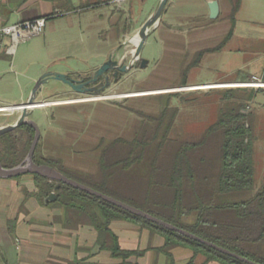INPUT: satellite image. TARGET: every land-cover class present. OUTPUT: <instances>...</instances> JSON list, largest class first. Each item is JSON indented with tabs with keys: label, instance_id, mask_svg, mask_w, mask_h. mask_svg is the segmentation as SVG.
<instances>
[{
	"label": "rangeland",
	"instance_id": "obj_1",
	"mask_svg": "<svg viewBox=\"0 0 264 264\" xmlns=\"http://www.w3.org/2000/svg\"><path fill=\"white\" fill-rule=\"evenodd\" d=\"M160 2L129 0L123 4V12L120 4L113 3L112 15H119L117 31L99 18H59L47 41L43 31L18 44L13 55L2 51L0 107L27 101L36 81L46 72L79 79L92 75L109 58L129 65L139 31ZM208 4L206 0H168L161 19L149 32L141 58L119 81L111 80L110 86L100 93H80L60 80L49 79L43 92L50 98H37L40 103L31 114L41 131L39 155L61 158L68 167L97 173L101 154L97 145L101 140L106 146L118 138L133 139L140 129L154 127L155 123L141 112L153 116L166 107L177 108L171 136L192 137L217 120L226 91L247 89L254 91L253 99L246 102V110L252 114L254 178L256 187H260L264 181V88L228 86L249 81L253 76L264 80V0H244L234 35L225 48L206 54L200 66L190 69L193 50L217 45L232 27L224 13L216 19L210 15L194 19L206 13ZM110 8L91 15L110 14ZM194 33L203 38L201 43L192 44ZM141 59L148 61L145 67L141 66ZM186 68L189 70L185 73ZM206 83L207 87L186 89ZM58 92V96H53ZM11 110H0V126L19 117V111ZM23 139L28 141L25 135Z\"/></svg>",
	"mask_w": 264,
	"mask_h": 264
},
{
	"label": "trees",
	"instance_id": "obj_2",
	"mask_svg": "<svg viewBox=\"0 0 264 264\" xmlns=\"http://www.w3.org/2000/svg\"><path fill=\"white\" fill-rule=\"evenodd\" d=\"M230 1L229 33L220 45L197 53L190 69L206 52L221 49L231 38L241 0ZM253 94L247 89L226 91L217 120L192 137L171 136L177 108L166 107L153 116L141 112L155 123L154 127L140 129L133 139L118 138L106 146L101 140L97 145L101 149L97 173L68 167L61 158L39 155V143L33 159L94 190L264 264V181L256 187L253 121L246 110V102L253 99ZM24 135L28 141L23 139ZM34 135V128L27 124L0 135L2 165L12 168L22 163ZM32 175L38 189L36 196L42 204L63 207L69 217L93 225L100 237L109 235L112 243L107 247L114 256L125 259L140 254L123 250L110 229L113 221L125 220L162 234L165 244L161 250L170 257L171 264L174 260L170 250L177 246L204 254L205 262L247 264L88 192L39 174ZM53 192L57 199L47 203L46 198Z\"/></svg>",
	"mask_w": 264,
	"mask_h": 264
},
{
	"label": "crops",
	"instance_id": "obj_3",
	"mask_svg": "<svg viewBox=\"0 0 264 264\" xmlns=\"http://www.w3.org/2000/svg\"><path fill=\"white\" fill-rule=\"evenodd\" d=\"M128 1L124 0L120 4L122 12L125 11L122 8L123 4ZM210 1L212 0H206V4ZM217 1L220 7L218 17L224 13L230 19L231 1ZM113 3L116 4L115 0H2L0 1V21L5 24H15L55 14L56 17L46 20L45 41H47L48 33H52L55 29L53 24L56 20L72 16H88L89 20L97 18L107 20L112 31H117L116 23L119 20V15H117L118 17L112 15ZM243 4L244 0H241L234 29ZM107 6L111 7L110 14L102 13L98 17L96 14L91 15ZM208 15H210L209 8L205 14H198L194 19L204 18ZM114 18H116L115 22H113ZM189 18V16L186 17V19ZM234 29L231 37L234 35ZM188 34L189 32H187ZM193 35L192 44L196 45L203 41L198 33ZM224 39L215 46H201L193 50V61L197 53L220 45ZM230 39L221 49L206 52L194 67L203 63L206 54L223 50ZM204 85H208V83ZM200 86L203 85L195 84L194 87L186 89L200 88ZM198 90L201 89H191V91ZM59 94L60 92L53 96ZM38 98L43 100L50 98L43 92V86ZM37 192L38 189L32 174L1 179L0 264H171L170 257L161 250L165 244L162 234L152 232L131 221H113L110 224V229L117 236L120 247L126 251L140 252V254H133L125 259L114 256L107 247L112 243L109 235L100 237L98 230L93 225L88 222H78L69 217L67 210L63 207L42 204L36 196ZM102 243L105 244V247L102 246ZM170 254L174 264H222L218 261L205 262L204 254H195L191 248L184 246L172 248Z\"/></svg>",
	"mask_w": 264,
	"mask_h": 264
},
{
	"label": "water",
	"instance_id": "obj_4",
	"mask_svg": "<svg viewBox=\"0 0 264 264\" xmlns=\"http://www.w3.org/2000/svg\"><path fill=\"white\" fill-rule=\"evenodd\" d=\"M168 0H161L156 12L151 15V17H149V19L144 23V25L141 27L140 31H139V35H140V39L138 41V43L136 44V48L134 50L133 53V58L131 60V63L129 65H124L121 66L122 63H119L118 61L109 58L107 61H105L94 73H93V78L87 82H82L78 79L73 78L71 75L69 74H63V73H52V72H46L44 74L41 75V77L36 81L35 86L31 92V95L29 96L28 100L25 102L21 103V108L19 110L20 115L19 117L11 124H7L5 126H0V135L12 131L15 128L23 125V124H27L30 125L34 128L35 130V135H34V139L33 142L31 144L30 150L25 158V160L20 163L19 165L12 167V168H6L2 165L1 160H0V181L1 179L4 178H14V177H18L20 175H24V174H39L45 178H48L50 180H55V181H61L69 186H72L74 188L83 190L85 192H88L92 195H95L101 199H104L120 208H123L124 210L129 211L130 213L142 217L146 220H149L151 222L157 223L165 228H168L172 231L178 232L181 235L188 237L190 239H193L195 241H198L202 244H205L213 249H216L230 257L236 258L242 262H245L247 264H259L256 263L246 257H243L241 255H238L226 248H223L217 244H214L208 240H205L189 231H186L182 228L176 227L164 220H161L153 215H151L148 212H145L139 208H136L132 205H129L127 203H124L114 197H111L109 195H106L102 192H99L97 190H94L74 179H71L69 177H67L66 175L62 174L60 171H58L56 168L51 167L47 164H37L34 159V152L36 150V147L38 145V142L40 140V136H41V131L40 128L38 126V124L31 119V114L33 113V110L36 108V104L40 103L37 98H38V94L40 92L41 87L46 84L49 79L53 78L56 80H60L62 82H64L65 84H67L69 87H71L73 90L80 92V93H88V94H97L102 92L106 87H108L110 85V81H108V76L106 75V72L114 69V67H117L118 69H120L122 72H127L129 69H132L135 65V62L138 61L141 57V53H142V49L144 47L145 41L149 35V32L151 30L152 27H154L158 21L161 19L166 4H167ZM209 9H210V17L212 19H216L219 15V11H220V7H219V3L217 0H212L209 2ZM148 61L146 59H141V66L145 67L147 65ZM100 76H105L106 78V82L104 83L103 87L101 89H97L95 87H86L87 84H90L92 82H96L97 79ZM57 199L56 194L53 192L51 193L47 198H46V202H54Z\"/></svg>",
	"mask_w": 264,
	"mask_h": 264
},
{
	"label": "built area",
	"instance_id": "obj_5",
	"mask_svg": "<svg viewBox=\"0 0 264 264\" xmlns=\"http://www.w3.org/2000/svg\"><path fill=\"white\" fill-rule=\"evenodd\" d=\"M2 1V0H0ZM124 0H115L116 3L121 4ZM46 18L39 17L32 20H26L23 22H18L15 24H5L0 21V53L4 51L6 54L13 55L16 51L18 44L26 42L35 36H40L45 28ZM264 80L253 76L249 81H244L241 83H233L236 86H228V88H264ZM232 84V83H229ZM228 85V84H226ZM225 88V87H222ZM213 89V88H209ZM15 105H21L15 104ZM11 106H3L0 107L1 111H9L7 110ZM6 109V110H5ZM20 110V109H19ZM13 110V111H19Z\"/></svg>",
	"mask_w": 264,
	"mask_h": 264
},
{
	"label": "flooded vegetation",
	"instance_id": "obj_6",
	"mask_svg": "<svg viewBox=\"0 0 264 264\" xmlns=\"http://www.w3.org/2000/svg\"><path fill=\"white\" fill-rule=\"evenodd\" d=\"M108 60V59H107ZM106 60V61H107ZM125 63H122L121 66H124ZM130 70V69H129ZM124 73L126 72H122L120 69H118L117 67H114V69H111L109 71L106 72L105 76H108V81L111 82V80L117 82L119 81V79L124 75ZM105 76H100L96 82H92L90 84H87L86 87H95L97 89H101L104 85V83L106 82V78ZM93 78V74L83 77V78H79L78 80L82 81V82H87L89 80H91ZM110 86V85H109ZM108 86V87H109ZM107 88V87H106ZM105 88V89H106Z\"/></svg>",
	"mask_w": 264,
	"mask_h": 264
},
{
	"label": "bare ground",
	"instance_id": "obj_7",
	"mask_svg": "<svg viewBox=\"0 0 264 264\" xmlns=\"http://www.w3.org/2000/svg\"><path fill=\"white\" fill-rule=\"evenodd\" d=\"M137 39V38H136ZM139 39H140V37H139ZM139 39H138V41H139ZM138 41H137V43H138ZM135 42V41H134ZM213 85H222V84H213ZM234 85H236V84H234ZM205 85H203V86H200V88L201 87H204ZM208 85H206V87H207ZM264 86V85H263ZM38 104V103H37ZM36 104V105H37ZM10 109H12L11 111H13V110H18V109H22L21 108V105H15V106H13V107H10V108H8L7 110H10ZM6 110V109H5Z\"/></svg>",
	"mask_w": 264,
	"mask_h": 264
}]
</instances>
